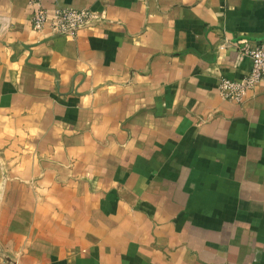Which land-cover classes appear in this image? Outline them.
Wrapping results in <instances>:
<instances>
[{
  "label": "crops",
  "instance_id": "obj_1",
  "mask_svg": "<svg viewBox=\"0 0 264 264\" xmlns=\"http://www.w3.org/2000/svg\"><path fill=\"white\" fill-rule=\"evenodd\" d=\"M263 40L264 0H0V264H264V81L218 92Z\"/></svg>",
  "mask_w": 264,
  "mask_h": 264
},
{
  "label": "built area",
  "instance_id": "obj_2",
  "mask_svg": "<svg viewBox=\"0 0 264 264\" xmlns=\"http://www.w3.org/2000/svg\"><path fill=\"white\" fill-rule=\"evenodd\" d=\"M35 6L31 14L32 29L43 31L49 26L54 33L74 36L80 29L103 20L101 13L90 9H54L49 13L39 2L32 1ZM252 62L248 75L239 81L221 79L218 92L223 99L241 103L246 93L264 81V40L247 52Z\"/></svg>",
  "mask_w": 264,
  "mask_h": 264
}]
</instances>
